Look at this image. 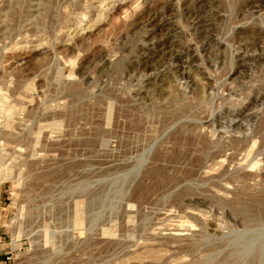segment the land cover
<instances>
[{
  "label": "rangeland",
  "instance_id": "374dc122",
  "mask_svg": "<svg viewBox=\"0 0 264 264\" xmlns=\"http://www.w3.org/2000/svg\"><path fill=\"white\" fill-rule=\"evenodd\" d=\"M0 264H264V0H0Z\"/></svg>",
  "mask_w": 264,
  "mask_h": 264
},
{
  "label": "crops",
  "instance_id": "0c3cea01",
  "mask_svg": "<svg viewBox=\"0 0 264 264\" xmlns=\"http://www.w3.org/2000/svg\"><path fill=\"white\" fill-rule=\"evenodd\" d=\"M2 245V240H1V237H0V246ZM5 253V251L2 253L1 251H0V263H3V262H5V260H3V255L2 254H4Z\"/></svg>",
  "mask_w": 264,
  "mask_h": 264
}]
</instances>
